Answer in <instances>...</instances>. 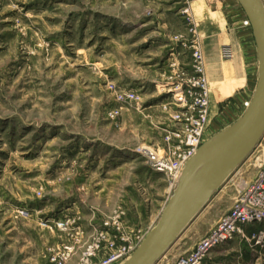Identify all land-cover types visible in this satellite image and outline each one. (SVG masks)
Wrapping results in <instances>:
<instances>
[{
    "label": "rangeland",
    "instance_id": "obj_1",
    "mask_svg": "<svg viewBox=\"0 0 264 264\" xmlns=\"http://www.w3.org/2000/svg\"><path fill=\"white\" fill-rule=\"evenodd\" d=\"M258 74L237 0H0V264H100L153 229L173 192L140 152L196 115L203 78L205 142L229 128ZM261 178L264 136L157 264L186 256ZM248 226L203 264H264V222Z\"/></svg>",
    "mask_w": 264,
    "mask_h": 264
},
{
    "label": "water",
    "instance_id": "obj_2",
    "mask_svg": "<svg viewBox=\"0 0 264 264\" xmlns=\"http://www.w3.org/2000/svg\"><path fill=\"white\" fill-rule=\"evenodd\" d=\"M238 2L250 22L259 57L258 81L251 103L236 123L199 148L186 166L158 224L125 264H157L264 136V2Z\"/></svg>",
    "mask_w": 264,
    "mask_h": 264
},
{
    "label": "built area",
    "instance_id": "obj_3",
    "mask_svg": "<svg viewBox=\"0 0 264 264\" xmlns=\"http://www.w3.org/2000/svg\"><path fill=\"white\" fill-rule=\"evenodd\" d=\"M248 23L250 24L249 20ZM195 58L201 68L203 57L198 50ZM197 93L192 104L198 112L185 118L184 128L169 136L168 145L159 151L144 149L140 152L146 158L150 169L166 178L172 192L177 188L186 166L205 142L210 101L209 88L204 78L198 82ZM262 222H264V178L249 185L231 211L218 221L192 251L180 257L175 264H203L218 247L233 241L236 237L248 240L245 227ZM151 230L141 232L136 240L123 246H115L113 242L110 256L100 264L127 263ZM252 238L256 245H260L264 240V232Z\"/></svg>",
    "mask_w": 264,
    "mask_h": 264
},
{
    "label": "crops",
    "instance_id": "obj_4",
    "mask_svg": "<svg viewBox=\"0 0 264 264\" xmlns=\"http://www.w3.org/2000/svg\"><path fill=\"white\" fill-rule=\"evenodd\" d=\"M252 229H253L252 226H248V227L245 228V232H246L248 235H251V234L253 233V231H254V230H252ZM187 230H188V229H187ZM182 236H183V235H182ZM182 236H181V237H182ZM246 252H247V251H246ZM246 252H245V253H246ZM241 256L243 257V254H242Z\"/></svg>",
    "mask_w": 264,
    "mask_h": 264
},
{
    "label": "bare ground",
    "instance_id": "obj_5",
    "mask_svg": "<svg viewBox=\"0 0 264 264\" xmlns=\"http://www.w3.org/2000/svg\"><path fill=\"white\" fill-rule=\"evenodd\" d=\"M237 2H238V0H237ZM239 3V2H238ZM240 5V4H239ZM243 10V9H242Z\"/></svg>",
    "mask_w": 264,
    "mask_h": 264
}]
</instances>
